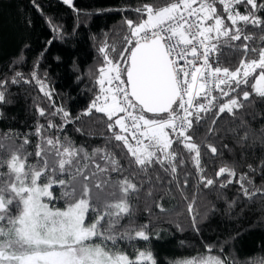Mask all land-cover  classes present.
Here are the masks:
<instances>
[{
    "label": "snow or ice",
    "instance_id": "6c2138e0",
    "mask_svg": "<svg viewBox=\"0 0 264 264\" xmlns=\"http://www.w3.org/2000/svg\"><path fill=\"white\" fill-rule=\"evenodd\" d=\"M63 2L70 5L72 0ZM217 2L230 23H225ZM241 4L250 9L241 13ZM262 9L264 3L257 0H169L163 6L145 4L136 9L146 15L145 19L138 23L125 21L128 34L123 38V51L111 46L119 60L111 58L105 51L107 46L99 49L104 59L96 79L99 92L82 115L90 116L94 110L107 117L112 133L109 139L122 142L131 157L127 170L107 147L89 153L68 137L48 134L47 129L62 127L51 119L47 129L41 124L36 126L38 142L34 154L25 147L31 142L28 136L20 143L15 134L0 136V264H156L150 250L138 249L133 259L116 248L118 240L150 238L147 224L134 226L132 200L139 198L145 186L147 198L158 190L164 176L154 166L159 165L171 177L169 184L175 182L180 188L179 177L186 161L174 144L182 145L200 183L213 186L214 179L200 175L204 172L201 161L205 155L201 149L207 147L213 156L219 155L215 144L207 141L219 131L215 126L224 113L234 121L240 120L237 128L228 131L245 129L238 143L243 144L250 135L264 143V129L256 135L243 117L237 116L239 110L252 106V94L264 101V20L256 15ZM249 25L261 30L260 43L254 33L247 31ZM236 55H240L239 65L234 70L225 66ZM257 69L260 71L251 84L252 93L242 90V99L230 95L249 83ZM32 78L51 99L35 72ZM223 97L228 99L221 102ZM5 101V93L0 91V102ZM213 109L218 110L204 139L197 143L195 137L205 119L203 114L212 113ZM37 111L46 115L43 108L37 107ZM148 113L153 115L149 117ZM58 114L65 123L72 122L65 109L56 108L51 113ZM33 155L34 163L30 160ZM223 174L231 177L235 171L225 165L216 177ZM183 175L187 186L189 173ZM230 183L231 179L220 186ZM55 187H59V198L65 201L62 208L52 204L57 199ZM241 188L246 196L254 195L243 184ZM156 207L165 211L161 204ZM188 212L193 214V203H189ZM125 219L129 220L127 225L121 223ZM192 226L198 230L196 216ZM177 264L229 262L201 254Z\"/></svg>",
    "mask_w": 264,
    "mask_h": 264
},
{
    "label": "trees",
    "instance_id": "16d2710c",
    "mask_svg": "<svg viewBox=\"0 0 264 264\" xmlns=\"http://www.w3.org/2000/svg\"><path fill=\"white\" fill-rule=\"evenodd\" d=\"M168 2L72 0L69 5L63 0H0V91L6 97L5 102H0V136L4 133L15 134L18 143L28 136L31 142L25 147L34 154L38 142L36 126L41 124L47 129L48 120L51 119L62 127L47 129L48 134L68 137L89 153L95 148L107 147L122 166L129 169L131 157L127 155V149L122 142L109 139L112 133L107 127V117L94 110L90 116L82 113L99 92L96 79L98 69L104 65L103 54L99 49L107 46L105 51L110 53L113 60H119L118 53L113 52L111 46L123 51V38L128 34L125 21L130 19L138 23L145 19L146 15L136 11L145 4L163 6ZM257 2L264 3V0ZM216 6L224 15L225 23H230L223 13V6L218 2ZM248 9L250 6L246 8L244 4L238 6L241 13H246ZM256 15L264 20V9ZM247 31L254 33L257 43H260V29L249 25ZM239 60L240 55H236L225 66L234 70ZM259 71L257 69L255 73ZM34 72L46 85L51 99L41 92L32 78ZM17 73L21 76L17 77ZM254 77L255 74L249 78V83L242 84L230 95H238L242 99V90L252 93ZM14 79L18 82L13 83ZM215 95L219 96V93ZM227 99L223 97L221 102ZM250 99L252 106L239 110L237 116H242L248 128L259 135L264 129V101L254 94ZM37 107L43 108L46 115L41 116ZM56 108L68 111L72 122L65 123L59 114L52 116ZM217 110L203 114L205 119L199 125L195 137L197 143L204 139ZM146 115L151 117L153 114ZM239 124V119L234 121L229 114H221L215 126L219 131L210 135L207 141L215 144L219 155L213 156L207 147L201 149L205 155L201 161L204 172L200 175L214 179L216 182L213 186L204 187L200 183L190 155L182 145L174 144L183 152L186 161L179 177L180 188L175 182L169 184L171 177L159 165H155V171L164 176L158 190L153 197L147 198L145 186L139 198L132 200L134 226L138 228L147 224L150 238L148 241L118 240V250L133 259L138 249L150 250L156 264H177V261L201 254L224 258L229 264H264V143L252 135L243 144L238 143L245 129H239L236 133L228 130L237 128ZM116 131L119 132L118 127ZM128 139L135 143L130 136ZM35 159L34 155L30 158L33 163ZM225 165L233 168L235 175L216 177V172ZM183 172L189 173L187 186H184ZM112 175L117 176L116 173ZM241 176L245 177L243 181ZM229 179L232 183L226 187L220 186ZM241 184L254 195L246 196ZM54 196L57 199L52 204L64 207L65 201L59 198V187H55ZM189 203L194 205L192 215L188 212ZM156 204H161L165 211L162 212ZM193 216H196L198 230L192 226ZM93 218L94 214L88 222ZM121 223L127 225L129 220L125 219ZM107 243L109 247L112 246L110 241Z\"/></svg>",
    "mask_w": 264,
    "mask_h": 264
},
{
    "label": "rangeland",
    "instance_id": "374dc122",
    "mask_svg": "<svg viewBox=\"0 0 264 264\" xmlns=\"http://www.w3.org/2000/svg\"><path fill=\"white\" fill-rule=\"evenodd\" d=\"M254 74H255V76H256V75H258V74H259V72H258V73H254ZM254 78H255V77H254ZM147 116H148V115H147ZM209 256H215V255H209ZM187 260H188V259H187Z\"/></svg>",
    "mask_w": 264,
    "mask_h": 264
},
{
    "label": "built area",
    "instance_id": "2783aa9c",
    "mask_svg": "<svg viewBox=\"0 0 264 264\" xmlns=\"http://www.w3.org/2000/svg\"><path fill=\"white\" fill-rule=\"evenodd\" d=\"M183 63V61H181V64ZM215 94V93H214Z\"/></svg>",
    "mask_w": 264,
    "mask_h": 264
}]
</instances>
